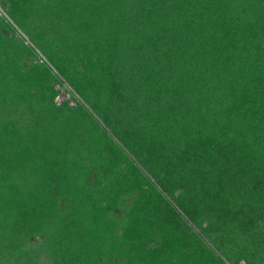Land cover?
Listing matches in <instances>:
<instances>
[{"label": "trees", "instance_id": "obj_1", "mask_svg": "<svg viewBox=\"0 0 264 264\" xmlns=\"http://www.w3.org/2000/svg\"><path fill=\"white\" fill-rule=\"evenodd\" d=\"M0 264H264V0H0Z\"/></svg>", "mask_w": 264, "mask_h": 264}, {"label": "rangeland", "instance_id": "obj_2", "mask_svg": "<svg viewBox=\"0 0 264 264\" xmlns=\"http://www.w3.org/2000/svg\"><path fill=\"white\" fill-rule=\"evenodd\" d=\"M68 96L66 94H63L60 98H58V102L62 103L64 100H66Z\"/></svg>", "mask_w": 264, "mask_h": 264}]
</instances>
